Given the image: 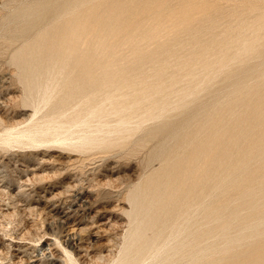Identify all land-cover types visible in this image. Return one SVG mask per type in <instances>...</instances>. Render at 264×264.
<instances>
[{
    "label": "rangeland",
    "instance_id": "1",
    "mask_svg": "<svg viewBox=\"0 0 264 264\" xmlns=\"http://www.w3.org/2000/svg\"><path fill=\"white\" fill-rule=\"evenodd\" d=\"M95 1L96 2H92L89 5H78L75 11L72 10L71 13L64 15L62 17L63 19L60 18L61 20L59 19L58 23L56 22L54 25L46 28L45 34L39 36L41 32L39 26L37 29L31 28L30 23L28 24V22L21 19L23 18L22 13H24L25 9L38 1L0 0V264H123L122 258L125 253L129 251L127 247H130V251L133 252V250L135 251L138 249L137 245L140 247L147 239H151V242L149 240L148 243V245L150 244V248H148V245V247L146 245L143 246L145 250H142L145 253L140 250L141 253L139 252L140 255L136 260L137 262L133 264H155V262L158 264H262L261 262L264 261V225L256 226L258 215L261 214H258L257 209L254 211L249 207V200L237 198L238 193L242 191L240 182L238 183L239 188L235 186V188H233L234 191L231 187L229 188V186H231L229 183L226 185L218 184L222 179V177L219 176H224L226 171L221 168H226L225 166L217 167L212 161L216 159L215 163L222 159L225 161L228 155L232 156L231 158H233V160H236V156L238 157L241 154L237 153L238 149L234 150L235 148L231 147L229 138L236 136L238 133L237 130L243 129L244 126L246 129L249 128L248 125L244 123H240L241 125L238 123L237 126L236 122H239L238 120L241 119L254 121L256 115L263 110L262 106L258 108L254 106L258 100L257 97L264 93V76L261 75V68H257V70H255L256 72L254 71L252 74L248 73L246 75L241 70L243 66L249 64L251 60L250 64L258 63L259 58H256L255 55L264 51V45L260 47L256 45L254 47L255 49H253L255 50L253 51V55H242L244 48L243 42L248 43L261 36V38H263L264 20L262 19H264V2L258 1L259 3H257V1L254 0H195L194 2L197 1L195 4L197 6L199 4V7H196L193 0L189 1L191 3H189L188 0H151L152 2L155 1L154 4H152L150 0V3L148 0H140L138 4L136 0H129L130 2L127 0H108L109 2L107 0H100V2H98L99 0ZM115 1H117V3ZM131 1L133 2L131 3ZM198 1L203 3L200 4ZM106 2L110 4L108 5ZM139 2H144L145 6L142 7L143 3H141V5ZM207 2L209 5L205 4ZM250 2L255 5L254 9ZM93 4L95 5L92 8ZM151 4L154 7L153 9L149 6ZM191 4H193V7ZM83 5L87 6L84 7ZM131 5L132 7H130ZM136 5H141L140 11L137 10L139 6L136 7ZM184 7H188V12ZM110 8L113 10L112 12ZM135 8L137 9L135 10ZM147 8L149 9L147 10ZM164 8L166 12H168V15L165 10H163ZM90 9H93V11L95 9V15L97 14L101 20L98 19L97 22L95 20L93 21L95 25L92 31H94L93 33L95 36L92 32L90 34L87 31L82 33L83 36L78 35L75 45V56H71L67 59L58 58L56 61L55 58H57L58 55H55L57 53L52 47V33L54 32V28L56 26L59 27L62 22H64L62 24H64V29H66L68 28V24L71 26V23L77 24L78 20L84 21L83 16L87 15ZM200 9H202L201 11L203 13ZM118 10L120 12H118ZM131 10H133V13H131ZM134 10L137 11L135 12L136 16ZM153 10L156 13L161 11V14L165 12L163 17L160 14L161 18L160 16H155L157 19L156 21L159 19L158 22L154 19L155 13ZM101 11H103L102 15L100 14ZM171 11L174 12L173 16L171 15ZM151 12H153L152 18L149 17L152 15ZM107 13L108 15H106ZM181 13H185L184 17ZM191 13L193 18L189 15ZM197 13L199 14L197 15ZM70 14L73 15L71 16ZM166 15L169 18L172 16L173 21H170L173 24L168 21V18L166 20L164 19L167 17ZM180 15H182V17ZM261 15L263 24L260 21ZM176 16L180 17L178 18ZM186 16L188 19H186ZM189 17L191 18V22L194 21V23L189 22ZM195 17L198 18V21ZM117 18L120 19V22ZM174 18L176 20H174ZM177 18L180 21L184 20V22L187 20L188 24L186 22L179 23ZM204 18H210V20L207 19V21ZM66 19H68V24ZM129 20L131 21L128 22ZM139 20H141V23H138ZM256 20L257 23L255 25L253 22H256ZM98 21H100V23ZM167 21L170 23L169 25ZM204 21L208 23L211 21L210 24L212 25H208ZM45 22L47 23V21ZM125 22L127 24H125ZM111 23H113V25H111ZM102 24L105 25V27H103ZM185 24L187 25L185 26ZM201 24H203V26ZM204 24L206 26H204ZM148 25L150 26L151 32L148 29ZM237 25L240 27H235ZM250 25L252 29H250ZM62 26L60 28H63ZM182 26H184V30ZM26 27H28L29 30H27ZM144 27H146V31ZM168 27L170 28L168 29ZM171 27L175 28L172 29ZM22 28H24V31ZM162 28L164 30H161ZM231 28H234L236 31ZM253 29L254 33L252 32ZM255 29L259 32V35H261L260 37L259 35L257 37L254 36L256 33L258 34L257 31L255 32ZM260 29L262 31H259ZM174 30L177 31L175 32ZM225 30L228 31V33L230 30V33H233L231 36H233L234 39L233 37L229 38L230 33L228 34ZM123 31H125V33ZM132 32L135 33L133 34ZM152 32L153 36L150 37ZM155 32L157 34H155ZM167 32H171L170 34L172 36ZM91 35L92 39H90ZM119 35L121 36L117 38ZM140 36H142V38ZM251 36L254 38L253 40L250 38ZM158 37L160 39H158ZM140 38L142 39L141 42ZM144 38L145 40H143ZM235 38L241 40L242 43L240 44L238 40L235 42ZM162 39H164V41H162ZM217 39L219 40L217 41ZM230 39H232L231 42ZM150 40L153 42H150ZM220 40H224V42L221 41L220 43ZM215 41H217V43ZM215 43L217 45H215ZM234 43H236L235 47L233 46ZM84 44L86 46H83ZM88 44H90V47H88ZM41 46L43 47L41 48ZM49 46H51V49ZM204 46L210 47L206 50V53L204 51ZM221 48L223 52H221ZM226 49H230L233 54L234 52L238 53L233 55ZM239 49L240 52L238 51ZM36 50L39 51L37 52ZM137 51L139 53H137ZM21 52L25 55L28 53L26 56H29V60L37 58L39 61V58L42 57L43 61L41 60V63L39 61L33 64H31L33 60L27 62L22 58L20 61L17 57L22 54ZM208 53L209 57H207ZM60 54L61 52H59V55ZM224 54H226L225 58H230L226 60L229 62L226 68L230 66V68L224 71L226 75L225 73H221L223 71L219 72L220 70H218L220 59L224 57ZM238 54H241V56H239V58H241V60L239 59L240 63L244 60L242 64L235 62L239 61L238 58L232 60V58ZM204 56L206 58L202 60ZM242 56H244L243 59ZM193 61L195 63H193ZM183 62H185V64ZM51 63H56L57 66L52 69L51 74H54V76L57 74L59 78L54 82L55 84L58 83V90L55 91L53 95L55 99L53 98L50 105H45L46 101L43 100V102L40 99L39 101L37 99L35 101L36 104H34L30 93H28L30 92V87L32 86V91H37L39 88L41 89L43 87L41 89L42 92L43 90V93L47 92L48 83L51 79L49 78L50 75L47 76L48 78L45 76L49 71L44 69V67ZM187 63L194 67H190ZM66 64L68 66H66ZM212 64H215V66ZM205 66H207V68ZM214 67H216L215 70H213ZM187 68L188 71H185ZM29 69H44L42 73L45 72V74L39 79H37V76L30 78L28 73ZM190 70L194 72L193 75L189 72ZM206 71L208 74L205 73ZM67 74H70L69 78L66 77ZM135 76L137 80L139 78L138 81L135 80ZM123 77L125 78L123 79ZM242 77L244 79H242ZM145 78L146 80L144 81L143 79ZM147 81L149 84L146 92L145 88L147 84H145V82L147 83ZM129 84L131 87L128 86ZM133 85H135V87ZM151 85L155 86L151 87ZM237 85H241V89L243 88L241 91L243 92L244 90L245 94L244 92L234 93L235 86ZM155 87L160 89H156ZM151 89L153 93L155 91L154 94L151 92ZM161 89L162 91H160ZM164 89L166 91L163 92ZM156 90H159V93ZM36 91L35 93L39 92ZM187 92H195L194 98L192 99V96H189L186 97V99L184 94ZM251 93H254V95ZM256 94L257 96H255ZM240 97L243 99H240ZM183 98L187 103L183 101ZM233 98H235V101H233ZM28 99L30 102H28ZM89 99L90 102L87 103ZM111 99L113 102L115 100L116 107L112 104ZM244 100H246V102L248 101V104L246 103L248 107L246 108L244 106L245 104H243ZM42 102L44 105L42 104L41 107L40 103ZM153 102L154 105H152ZM183 102L185 104L189 103L186 109H180L181 105H184ZM28 103L29 105H27ZM251 103H253V105ZM158 104L159 107L155 108ZM47 105L48 107H46ZM160 105L163 108L162 110ZM238 105L240 106L238 107ZM241 106L244 107L241 108ZM36 107L38 111L35 109ZM151 107L154 108V110ZM164 107H166L165 110ZM220 109H222L221 112L219 111ZM242 109L243 111L246 110V113L243 112ZM247 109L249 111L252 110V112H248ZM163 110L166 112H163ZM227 110L231 114L228 118L229 112H227ZM155 111H158V114ZM35 112L36 116L34 115ZM160 113L164 114H161L159 117ZM238 113L239 115H244H241L244 118H240L241 116H239ZM234 114L237 117L234 116ZM144 115H148V119H143ZM207 115L212 119V122H210L212 125L208 124L209 126L205 127L209 122L206 121L208 119ZM232 116H234L232 119L233 125L227 130L218 131L216 126H218L220 122H227ZM249 116L251 118H249ZM151 117L152 119H150ZM236 118L238 120H236ZM214 121L217 123L215 124ZM44 122H48V126L52 125L51 123H53V125L48 127L47 124H43ZM40 124L41 126L44 125L42 130L51 128V133H48L49 135L39 134L42 135V137L44 135V139L42 140H44L45 143H43L44 141H41V143H39V141H34L33 144L32 141H29L28 137H22L24 141L20 138L22 141L18 142L19 138L15 136L16 134L23 133L25 130L27 132V130H30L31 127L36 125H39L40 128ZM57 126L59 127L58 129ZM233 126H235L237 130ZM214 128L218 132L215 131ZM101 129H103V131H100ZM251 129H249L250 132L247 131L249 134V136H247L248 140H242L241 138L240 140H242L243 143L239 140L241 145H248L249 143L251 147L252 144H254L255 147L257 146L255 145V142H258L259 138V133L257 132H259L261 128ZM54 130L58 132L55 133ZM87 131L90 132L92 136ZM250 134H252V136H250ZM60 135H62V138ZM209 135H213L214 137H210ZM53 136L57 138L54 137V140L51 138ZM13 137L16 138V140L14 141L12 139L13 141L10 142L9 139ZM45 138H47L48 141L52 140L46 143ZM85 138L86 142L84 141ZM209 140L211 141L209 142ZM21 142L22 146L19 145ZM23 142L25 146L29 143V145L27 144L29 147L24 148ZM84 143L87 144L84 145ZM253 151L244 156L247 160V166H245L243 170H238L237 173L238 176L241 174L239 176L242 179L239 180L241 182L246 178L254 176L259 180L255 182L253 188H255V192L257 191L256 195H258V198H261L264 194V161H262L264 155L263 153L256 152L257 150ZM258 157L261 158L258 159ZM218 159L220 160L218 161ZM209 167H214L215 169L211 170L210 168L209 170ZM218 169H220V171H218ZM181 171L183 174H181ZM214 171L216 172L214 173ZM173 173L175 174L173 175ZM217 184L220 186L219 188H216V186H218ZM192 187L194 190L190 192L189 188ZM178 188L180 190H178ZM174 189L175 191H179L175 193L176 200L172 198L173 196L169 197L166 195L167 191L173 192ZM195 191L196 196H194V194L191 196ZM215 193L219 194L215 196ZM215 201L217 203L221 202V207L219 209L220 215L217 217V220L215 216L211 214L207 215L209 212L207 210H210ZM232 207L237 209L238 215H241V220H237V222L231 220L230 224L232 228L230 227L226 234L222 235L217 228L220 223L219 220L221 218L230 217L233 214L231 211ZM146 211L153 213L154 220H150L149 222L145 221L144 213ZM140 220L143 222L141 226H138ZM255 226L257 228H255ZM177 230H179V232ZM186 231H195L200 235L203 234L204 239L202 238L199 242L200 244L195 243L194 239L192 240V236L186 235ZM156 238H158V240L160 239L162 244L159 241L157 242ZM161 238H163V240ZM131 242H133L134 245L131 244ZM257 244L259 247L256 248ZM151 245L154 246L156 250H154ZM200 245H202V247ZM175 248L178 252H174ZM203 248L205 251H203L202 258H199V250ZM142 253L143 258H141ZM155 254H157V256Z\"/></svg>",
    "mask_w": 264,
    "mask_h": 264
},
{
    "label": "bare ground",
    "instance_id": "2",
    "mask_svg": "<svg viewBox=\"0 0 264 264\" xmlns=\"http://www.w3.org/2000/svg\"><path fill=\"white\" fill-rule=\"evenodd\" d=\"M36 1H38L37 3H35L34 5H31L30 7H28V8H26L25 9V11H24V13H22L23 14V18H21V19H23V20H25V22H28V24L30 23L31 24V28H34V29H37V27L39 26V28H40V33H39V36L41 35V34H45V31L47 30L46 28H48L49 26H52V25H54V23H58V20L60 19V18H62L64 15H67L68 13H71V11L72 10H76L75 8L78 6V5H81L82 6V4H90V3H92V2H96L95 0L93 1V0H36ZM108 1V0H107ZM120 1V0H119ZM127 1H129V0H127ZM137 2V4H138V1H140V0H136ZM143 1V0H142ZM149 1V0H148ZM148 1H147V3H148ZM151 1V0H150ZM150 1H149V3H150ZM153 1V0H152ZM151 1V2H152ZM190 0H188V2H189ZM195 0H193V3L195 4V3H197V1L196 2H194ZM200 1V0H199ZM198 1V2H199ZM204 1V0H203ZM206 1V0H205ZM211 1V0H210ZM247 1V0H246ZM251 1V0H250ZM254 1H257V3H259L258 1H263L264 2V0H254ZM98 2H100V0L98 1ZM109 2V1H108ZM116 3H117V1H115ZM123 2V1H122ZM125 2V1H124ZM130 2V1H129ZM133 1H131V3H132ZM159 2V1H158ZM176 2V1H175ZM180 2V1H179ZM218 2V1H217ZM102 3V2H101ZM100 3V4H101ZM107 3V2H106ZM140 4L141 3H143V5H142V7L143 6H145L144 5V2H139ZM146 3V4H147ZM148 3V4H149ZM155 3V1L154 2H152V4H154ZM157 3V2H156ZM168 3V2H167ZM189 3H191V2H189ZM200 3V2H199ZM201 3H203V2H201ZM200 3V4H201ZM251 4H252V6H253V9H254V6L255 5H253V3L252 2H250ZM108 4V3H107ZM110 4V3H109ZM108 4V5H109ZM119 4V3H118ZM147 4V5H148ZM152 4L151 5H149V6H151L152 7V9L154 8L153 6H152ZM160 4V3H159ZM173 4V3H172ZM181 4V3H180ZM187 4V3H186ZM205 4H208V2L207 3H205ZM255 4V3H254ZM262 4V3H261ZM94 5L95 4H93V6H92V8L94 7ZM111 5H113V4H111ZM141 5L139 6V5H136V7L137 6H139L138 8L139 9H137V8H135V10L137 9L138 11H140V7H141ZM146 5V6H147ZM157 5V4H156ZM193 4H191V6H192ZM196 5V4H195ZM209 5V4H208ZM247 5V4H246ZM249 5V4H248ZM84 7H86L85 5H83ZM104 6V5H103ZM115 6V5H114ZM162 6V5H161ZM183 6H185V5H183ZM202 6V5H201ZM84 7H82V8H84ZM108 7V6H107ZM113 7V6H112ZM116 7V6H115ZM124 7V6H123ZM129 7V6H128ZM130 7H132V5L130 6ZM134 7V6H133ZM157 7H158V5H157ZM163 7V6H162ZM188 7L190 8V6H189V4H188ZM187 7V8H188ZM193 7V6H192ZM196 7H199V4H198V6L196 5ZM208 7V6H207ZM263 7V6H262ZM80 8V7H79ZM79 8H77V9H79ZM88 8V7H87ZM86 8V9H87ZM96 8V7H95ZM150 8V7H149ZM149 8H147V10L149 9ZM155 8H156V6H155ZM185 8V10L188 12V9L186 8V7H184ZM201 8V7H200ZM203 8V7H202ZM81 9V8H80ZM97 9V8H96ZM125 9V8H124ZM144 9H146V8H144ZM151 9V10H152ZM166 9H168V8H166ZM172 10H174V11H176L175 9H173V8H171ZM197 9V8H196ZM205 9V8H204ZM209 9V8H208ZM83 10V9H82ZM81 10V11H82ZM101 10V9H100ZM105 10V9H104ZM110 10H111V12L113 11L111 8H110ZM134 10V14H135V12H137V11H135ZM143 10V9H142ZM150 10V11H151ZM154 10H156V9H154ZM154 10H153V12H154ZM163 10H165V8L163 9ZM163 10H162V12H163ZM168 10H170V9H168ZM178 10H179V8H178ZM199 10V9H198ZM202 9H200V11H201ZM218 10V9H217ZM73 11V12H74ZM96 10L94 9V11H93V9H90V10H88V13H87V15H84L83 16V20L84 21H79L78 20V23L76 24V23H71V21H70V23H71V26H69V24H68V19H66V21H67V24H68V28H66V29H64V24H62V23H64V22H62L61 24L63 25H61L63 28H60L61 26L59 25V27L58 26H56L55 28H54V32L52 33V42H53V48L55 49V52L57 53V54H55L56 56H57V58H55L56 59V61L58 60V58L60 59H67V58H69V57H71V56H75V54L74 53H76V48H75V45H76V39H77V36L78 35H82V33L83 32H89L90 34H91V32H92V34L95 36V34L93 33L94 31H92L93 29H94V20L97 22V20L99 19V16L97 15H95V12ZM106 11V10H105ZM108 11V10H107ZM125 11H127V10H125ZM132 12L131 13H133V10H131ZM144 11V10H143ZM149 11V12H150ZM200 11H199V13H200ZM219 11V10H218ZM77 12V11H76ZM84 12V11H83ZM82 12V13H83ZM98 12V11H97ZM96 12V13H97ZM103 11H101V15L103 14L102 13ZM110 12V13H111ZM115 12V11H114ZM118 12H120L119 10H118ZM117 12V13H118ZM153 12H151V14L153 13ZM161 12V11H160ZM156 13V12H154L155 14H154V19H155V21L157 20L156 18H155V16H160V14L161 13ZM165 12H166V10H165ZM165 12H164V14H165ZM172 12V11H171ZM182 12V11H181ZM202 12V11H201ZM206 12V11H205ZM211 12V11H210ZM21 13V12H20ZM131 13H129V14H131ZM167 13V15H168V12H166ZM173 13L174 12H172V16H173ZM177 13V12H176ZM180 13V12H179ZM199 13H197V15L199 14ZM203 13V12H202ZM202 13H201V15H202ZM75 14V13H74ZM78 14V13H77ZM124 14V13H123ZM126 14V13H125ZM138 14V13H137ZM159 14V15H158ZM164 14H161L162 15V17H163V15ZM182 15H183V17H184V14L183 13H181ZM212 14V13H211ZM71 15V14H70ZM69 15V16H70ZM73 15V14H72ZM71 15V16H72ZM80 15V14H79ZM100 15V16H101ZM106 15H108V13L106 14ZM115 15H116V13H115ZM128 15V14H127ZM126 15V16H127ZM140 15H141V13H140ZM143 15H145V14H143ZM142 15V16H143ZM166 15V16H167ZM170 15V14H169ZM178 15V14H177ZM182 15H180L181 17H182ZM186 15H187V13H186ZM189 15H191V17L193 18V16H192V13L191 14H189ZM195 15V14H194ZM204 15H205V13H204ZM208 15V14H207ZM21 16V15H20ZM81 16V15H80ZM104 16V15H103ZM111 16H113V15H111ZM135 16H136V14H135ZM153 17V14L152 15H150L149 17ZM172 16H171V18H169L168 16L167 17H165L164 19L166 20L167 18L169 19L168 21H170V20H172L173 21V19H172ZM180 16H176V17H180ZM200 16V15H199ZM211 16V15H210ZM264 16V15H263ZM118 17H120V16H118ZM130 17H132V16H130ZM139 17V16H138ZM137 17V18H138ZM145 17V16H144ZM144 17H142V18H144ZM148 17V16H147ZM146 17V18H147ZM151 17V18H152ZM175 17V18H176ZM204 17V16H203ZM205 17H206V15H205ZM66 18V17H65ZM64 18V19H65ZM70 18V17H69ZM80 18V17H79ZM78 18V19H79ZM106 18H107V16H106ZM128 18V17H127ZM133 18V17H132ZM135 18V17H134ZM136 18V19H137ZM145 18V19H146ZM160 18H161V16H160ZM174 18V20H176ZM177 18V20H179ZM190 18V17H189ZM195 18H197V17H195ZM63 19V18H62ZM74 19V18H73ZM72 19V20H73ZM77 19V18H76ZM102 19V18H101ZM117 19H119V18H117ZM135 19V20H136ZM163 19V18H162ZM162 19H160V20H162ZM182 19V18H181ZM186 19H188L187 18V16H186ZM205 19V18H204ZM208 20H210V18H207ZM207 19H205V20H207ZM258 19H259V17H258ZM261 19H262V15H261V18H260V21H261ZM16 20V19H15ZM22 20V21H23ZM61 20V19H60ZM100 20V19H99ZM102 20H104V19H102ZM106 20V19H105ZM122 20V19H121ZM126 20V19H125ZM142 20H144V19H142ZM195 20V19H194ZM197 21H198V18L196 19ZM195 20V21H196ZM200 20V19H199ZM207 20V21H208ZM262 20H264V19H262ZM45 21H47V23L45 22ZM101 21V20H100ZM100 21H98L99 23H100ZM117 21V20H116ZM131 20H129L128 22H130ZM140 21V22H139ZM138 21V23H141V20H139ZM158 21H159V19H158ZM158 21H156V22H158ZM168 21H167V24L169 25L170 23H171V21H170V23H168ZM201 21H203V20H201ZM207 21H204L205 23H207L208 25L211 23V21L208 23ZM255 21V20H254ZM259 21V20H258ZM260 21H259V23H260ZM11 22H13V21H11ZM24 22V23H25ZM73 22H75V21H73ZM102 22H104V21H102ZM119 22H120V19H119ZM122 22V21H121ZM127 22V21H126ZM125 22V24H127ZM148 22H149V19H148ZM151 22V21H150ZM155 22V23H156ZM180 22H184V20L183 21H180L179 20V23ZM186 23L188 22L187 20L185 21ZM184 22V23H185ZM189 22H191V18H190V20H189ZM193 23H194V21H192ZM191 22V23H192ZM203 22V23H204ZM213 22V21H212ZM214 22H215V20H214ZM262 22V21H261ZM45 23V24H44ZM117 23V22H116ZM131 23H133V22H131ZM130 23V24H131ZM154 23V22H153ZM152 23V24H153ZM166 23V22H165ZM175 23V22H174ZM200 23V22H199ZM255 25H256V23H257V20H256V22H253ZM12 24V23H11ZM143 24V23H142ZM141 24V25H142ZM149 24V23H148ZM151 24V23H150ZM161 24H162V21H161ZM171 24H173V23H171ZM176 24H177V21H176ZM188 24V23H187ZM187 24H185V26L187 25ZM190 24V23H189ZM241 24H244V23H241ZM261 24V23H260ZM262 24H263V22H262ZM261 24V25H262ZM27 25V24H26ZM57 25V24H56ZM100 25V24H99ZM103 25V24H102ZM101 25V26H102ZM110 25V24H109ZM111 25H113V23H111ZM111 25H110V27H111ZM156 25H157V23H156ZM179 25V24H178ZM181 25V24H180ZM192 25V24H191ZM200 25V24H199ZM202 26H203V24H201ZM207 25V26H208ZM210 25H212V24H210ZM240 25V24H239ZM239 25H237V26H235V27H238ZM254 25V26H255ZM24 26V25H23ZM30 26V25H29ZM132 26H134V25H132ZM140 26V25H139ZM139 26H138V28H139ZM149 26V25H148ZM154 26H155V24H154ZM158 26H159V24H158ZM157 26V27H158ZM167 26V25H166ZM188 26H190V25H188ZM188 26H187V28H188ZM204 26H206L205 24H204ZM253 26V27H254ZM103 27H105V25H103ZM108 27V26H107ZM114 27V26H113ZM130 27V26H129ZM136 27V26H135ZM152 27V26H151ZM157 27H155V28H157ZM160 27H161V25H160ZM183 27L184 26H182V29H183ZM240 27V26H239ZM244 27V26H243ZM249 27V26H248ZM250 29H252V26L250 25ZM12 28H13V25H12ZM27 28V30H29V28L28 27H26ZM38 28V29H39ZM98 28H99V26H98ZM112 28V27H111ZM118 28H120V27H118ZM146 27H144V29H145ZM148 28V27H147ZM154 28V29H155ZM165 28V27H164ZM170 27H168V29H169ZM172 28V27H171ZM175 27H173L172 29H174ZM179 28V27H178ZM178 28H177V30H178ZM181 28V27H180ZM196 28V27H195ZM199 28V27H198ZM198 28H197V31H198ZM264 28V27H263ZM62 29V30H61ZM95 29H96V27H95ZM122 29L124 30V28L122 27ZM129 29V28H128ZM143 29V28H142ZM149 30H150V26H149V28H148ZM151 29H153V28H151ZM157 29H159V28H157ZM181 29V30H182ZM229 29V28H228ZM232 29V28H231ZM234 29V28H233ZM232 29V30H233ZM238 29V28H237ZM256 29H257V27H256ZM255 29V32L257 31ZM22 30L24 31V28H22ZM26 30V29H25ZM26 30V31H27ZM49 30V29H48ZM98 30V29H97ZM106 30V29H105ZM125 30H127V29H125ZM130 30V29H129ZM133 30H136V29H133ZM160 30V29H159ZM159 30H158V32H159ZM161 30H164L163 28L161 29ZM176 30V31H177ZM180 30V29H179ZM184 30V29H183ZM188 30V29H187ZM191 30V29H190ZM189 30V31H190ZM235 30V29H234ZM241 30V29H240ZM244 30V29H243ZM113 31V30H112ZM116 31V30H115ZM132 31V30H131ZM137 31V30H136ZM144 31V30H143ZM145 31H146V29H145ZM145 31H144V33H145ZM155 31V30H154ZM167 31V30H166ZM166 31H165V33H166ZM175 31V30H174ZM175 31V32H176ZM188 31V32H189ZM226 31V30H225ZM236 31V30H235ZM249 31V30H248ZM251 31V30H250ZM259 31H262L261 29L259 30ZM50 32V31H49ZM96 32V31H95ZM104 32V31H103ZM109 32V31H108ZM124 33H125V31H123ZM150 32H151V30H150ZM162 32V31H161ZM164 32V31H163ZM180 32V31H179ZM187 32V31H186ZM196 32V31H195ZM227 33H228V31H226ZM225 32V33H226ZM231 32H233V31H231ZM253 33H254V29H253V31H252ZM258 32V31H257ZM133 33V32H132ZM135 33V32H134ZM133 33V34H134ZM164 33V34H165ZM168 34H170L171 32H167ZM196 33H198V32H196ZM229 33H230V30H229ZM228 33V34H229ZM101 34H103V33H101ZM104 34H105V32H104ZM121 34V33H120ZM128 34V33H127ZM146 34V33H145ZM155 34H157L156 32H155ZM164 34H162V35H164ZM233 34V33H232ZM231 33H230V35H229V38H231V37H233V36H231L232 35ZM239 34V33H238ZM85 35V34H84ZM139 35V34H138ZM144 35V34H143ZM171 35V34H170ZM225 35V34H224ZM224 35H223V37H224ZM227 35V34H226ZM259 35V32H258V34L256 33V35H254V36H258ZM83 36V35H82ZM82 36H81V38H82ZM98 36H99V34H98ZM103 36V35H102ZM121 35H119V36H117V38L118 37H120ZM137 36V35H136ZM135 36V37H136ZM145 36V35H144ZM151 36H153V32H152V35H150V37ZM165 36H167V35H165ZM172 36V35H171ZM261 35H259V37H260ZM44 37V36H43ZM49 37V36H48ZM50 37H51V35H50ZM114 37V36H113ZM127 37V36H126ZM141 38H142V36H140ZM175 37V36H174ZM223 37H220V38H223ZM227 37H228V35H227ZM237 37V36H236ZM249 37V36H248ZM262 37V36H261ZM258 38L257 37V39H254V38H252V36L250 37V38H252V40L253 41H250V42H248V43H246V42H243L244 44H243V46H244V48H243V53H242V55L244 54L245 56L246 55H248V56H250V55H253V51H255V50H253V49H255L254 47L256 46V45H259V47L260 46H263L264 45V35H263V38ZM40 38V37H39ZM94 38V37H93ZM100 38V37H99ZM105 38V37H104ZM107 38V37H106ZM116 38V37H115ZM140 38V39H141ZM146 38V37H145ZM145 38L143 39V40H145ZM148 38H149V36H148ZM161 38H164V37H161ZM243 38V37H242ZM249 38V39H250ZM47 39V38H46ZM90 39H92V35H91V38ZM119 39H121V38H119ZM124 39V38H123ZM158 39H160L159 37H158ZM157 39V40H158ZM165 39V38H164ZM164 39H162V41H164ZM167 39V38H166ZM170 39V38H169ZM224 39H225V37H224ZM233 39H234V37H233ZM236 39V41L235 42H237V38H235ZM248 39V40H249ZM81 40V39H80ZM100 40V39H99ZM128 40V39H127ZM138 40V39H137ZM154 40V39H153ZM156 40V41H157ZM168 40V39H167ZM167 40H165V41H167ZM219 39H217V41H218ZM226 40V39H225ZM231 40L232 39H230V42H231ZM47 41V40H46ZM79 41V40H78ZM94 41H95V39H94ZM97 41V40H96ZM101 41V40H100ZM113 41H114V38H113ZM122 41V40H121ZM142 41V39L140 40V42ZM147 41V40H146ZM148 41H149V39H148ZM169 41V40H168ZM217 41H215L216 43H217ZM221 41H223L224 42V40H220V43H221ZM49 42V41H48ZM86 42V41H85ZM99 42V41H98ZM126 42V41H125ZM135 42V41H134ZM150 42H153L152 40H150ZM212 42V41H211ZM213 42H214V40H213ZM213 42H212V44H213ZM229 42V41H228ZM238 42H240V44L242 43L241 42V40H238ZM35 43V42H34ZM50 43V42H49ZM88 43V42H87ZM86 43V44H87ZM90 43H91V41H90ZM108 43V42H107ZM116 43V42H115ZM119 43V42H118ZM215 43V45H217ZM227 43V42H226ZM37 44V43H36ZM42 44V43H41ZM93 44H95V43H93ZM123 44V43H122ZM137 44V43H136ZM139 44V43H138ZM146 44V43H145ZM223 44H225V43H223ZM228 44V43H227ZM236 43H234L233 44V46L235 47L236 45H235ZM238 44V43H237ZM44 45H45V43H44ZM116 45V44H115ZM129 45V44H128ZM148 45V44H147ZM151 45V44H150ZM214 45V44H213ZM213 45H211V46H213ZM230 45V44H229ZM229 45H227V46H229ZM81 46H82V44H81ZM83 46H86L85 44L83 45ZM106 46V45H105ZM114 46V45H113ZM122 46V45H121ZM142 46V45H141ZM209 46V45H208ZM206 47V46H204V48H205V53H206V50H208L210 47ZM40 47V46H39ZM43 46H41V48H42ZM50 47V49H51V46H49ZM88 47H90V44H88ZM97 47V46H96ZM104 47V46H103ZM214 47V46H213ZM213 47H212V49H213ZM222 47H223V45H222ZM225 47V46H224ZM230 47V46H229ZM228 47V48H229ZM232 47V46H231ZM241 47H242V45H241ZM241 47H240V49H241ZM38 48V47H37ZM109 48V47H108ZM135 48V47H134ZM141 48V47H140ZM203 48V49H204ZM233 48V47H232ZM36 49V48H35ZM44 49V48H43ZM53 49V50H54ZM96 49V48H95ZM225 49V48H224ZM240 49L238 50L239 52H240ZM258 49V48H257ZM264 49V48H263ZM25 50V49H24ZM33 50V49H32ZM53 50H52V52H53ZM83 50H84V47H83ZM89 50V49H88ZM100 50V49H99ZM214 50V49H213ZM220 50H222L221 52H223V49L221 48ZM226 50H228V49H226ZM27 51V50H26ZM35 51V50H34ZM37 51V50H36ZM39 51V50H38ZM37 51V52H38ZM106 51V50H105ZM133 51V50H132ZM140 51V50H139ZM212 51V50H211ZM217 51V50H216ZM228 51H230V49L228 50ZM227 51V52H228ZM22 52H23V50H22ZM21 52V53H22ZM59 52H61V54L59 55ZM82 52V51H81ZM86 53H88L87 51H85ZM91 52V51H90ZM202 52V51H201ZM220 52V53H221ZM224 52H225V50H224ZM231 52V51H230ZM229 52V53H230ZM34 53V52H33ZM98 53V52H97ZM137 53H139L138 51H137ZM144 53V52H143ZM205 53H202V54H205ZM232 53V52H231ZM238 53V52H237ZM237 53H235L234 52V54H237ZM256 53V52H255ZM259 53V52H258ZM19 54V53H18ZM30 54V53H29ZM41 54V53H40ZM84 54V53H83ZM142 54V53H141ZM233 54V53H232ZM233 54V55H234ZM26 55H28V53L26 54ZM24 53H22L21 55H17L18 57H17V59L19 58V60L21 61V59L22 58H24L25 59V61H27V62H31V60H33V59H31V60H29V56H26ZM53 55V54H52ZM135 55V54H134ZM226 54H224V57H222L220 60V63H219V69L218 70H220L219 72H221V71H223V72H221V73H225L224 71L225 70H227V68H230V66L229 67H227L226 68V66H228V64H229V62H227L226 60H229L230 58H225L226 56H225ZM227 55H228V53H227ZM230 55V54H229ZM255 55V54H254ZM34 56H36V55H34ZM33 56V57H34ZM39 56H41V55H39ZM82 56V55H81ZM102 56V55H101ZM222 56V55H221ZM231 56V55H230ZM230 56H227V57H230ZM239 56H241V54H238L237 56L235 55L234 56V58H232V60H234L235 58H238V60L240 59L241 60V58H239ZM256 56V58H259V61H258V63H254V64H250V62L252 61H250L249 62V64H246V65H244L243 66V68H242V70L241 71H243V73L246 75V74H248V73H251L252 74V72H254L255 70H257V68H261V75L262 76H264V51H262V52H260L258 55H255ZM254 56V57H255ZM31 57H32V55H31ZM55 57V56H54ZM142 57V56H141ZM201 57H202V55H201ZM207 57H209V53H208V56ZM254 57H252V58H254ZM35 58V57H34ZM73 58V57H72ZM79 58V57H78ZM104 58V57H103ZM206 57L204 56V58H202V60L203 59H205ZM244 58V56H242V59ZM245 58H247V57H245ZM251 58V57H250ZM51 59V58H50ZM53 59V58H52ZM71 59V58H70ZM83 59H84V57H83ZM85 59H86V55H85ZM84 59V60H85ZM208 59V58H207ZM41 60L43 61V58L42 57H40L39 58V61H40V63H41ZM72 60V59H71ZM80 60V59H79ZM100 60V59H99ZM197 60H199V59H197ZM240 60L239 61H235V62H237V63H240ZM24 61V60H23ZM38 61V59L36 58V59H34L32 62H31V64H33V63H38L39 62ZM66 61V60H65ZM103 61V60H102ZM140 61V60H139ZM201 61V60H200ZM199 61V62H200ZM244 61V60H243ZM243 61H241V63L240 64H242L243 63ZM47 62V61H46ZM54 62V61H53ZM59 62V61H58ZM73 62V61H72ZM82 62V61H81ZM164 62V61H163ZM186 62V61H185ZM185 62H183L184 64H185ZM191 62V61H190ZM201 62H203V61H201ZM200 62V63H201ZM207 62V61H206ZM20 63V62H19ZM44 63V62H43ZM70 63V62H69ZM74 63V62H73ZM124 63V62H123ZM183 63H182V65H183ZM189 63V62H188ZM187 63V64H188ZM193 63H195L194 61H193ZM204 63H205V61H204ZM203 63V64H204ZM79 64V63H78ZM94 64V63H93ZM125 64V63H124ZM172 64V63H171ZM189 64H192V63H189ZM188 64V65H189ZM196 64H197V62H196ZM216 64V63H215ZM215 64L213 65V66H215ZM234 64V63H233ZM20 65V64H19ZM44 65H45V63H44ZM205 65V64H204ZM39 66H40V64H39ZM43 66V65H42ZM66 66H68L67 64H66ZM76 66V65H75ZM101 66V65H100ZM184 66V65H183ZM190 66V65H189ZM191 66H193V65H191ZM190 66V67H191ZM231 66H232V64H231ZM32 67V66H31ZM55 67H57L56 66V63H54V64H50V65H47V66H45L44 67V69H46V70H48L49 71V73H47L45 76L47 77V76H49V78L51 79L50 80V82L48 83V90H47V92H45V93H43L44 92V90H43V92H42V88L40 89V91H39V89L36 91V92H38V93H35V91H32V86L30 87V92H28V93H30V96H31V98H32V101H34V104H36V100L38 99V101H39V99L40 100H44V101H46L45 102V105L46 104H49L50 105V102L53 100V98H54V92L55 91H57L58 90V83H54L57 79H59L58 78V75L57 74H55V76H54V74H51V72H52V69L53 68H55ZM85 67V66H84ZM113 67V66H112ZM188 67V66H187ZM194 67V66H193ZM206 68H207V66H205ZM209 67V66H208ZM217 67V66H216ZM216 67H214V69L213 70H215V68ZM65 68V67H64ZM69 68V67H68ZM67 68V69H68ZM117 68V67H116ZM184 68V67H183ZM203 68H204V66H203ZM210 68V67H209ZM44 69H29V71H28V73H29V77L30 78H34V76H37V79H39V78H41L42 77V75H44L45 74V72H43L42 73V70H44ZM110 69V68H109ZM190 69V68H189ZM205 69V68H204ZM55 70V69H54ZM58 70V69H57ZM160 70V69H159ZM158 70V71H159ZM182 70H184V69H182ZM188 71V68L187 69H185V71ZM192 70V69H191ZM189 71V72H191L192 73V75L194 74V72H192V71ZM229 70V69H228ZM260 70V69H259ZM65 71V70H64ZM156 71H157V69H156ZM205 71V70H204ZM203 71V72H204ZM208 71V70H207ZM207 71L205 72V73H207ZM72 72V71H71ZM88 72V71H87ZM105 72V71H104ZM161 72V71H160ZM210 72H214V71H210ZM218 72V71H217ZM228 72V71H227ZM256 72V71H255ZM75 73V72H74ZM153 73V72H152ZM152 73H150V74H152ZM188 73V72H187ZM205 73H204V75H205ZM220 73V74H221ZM260 73V72H259ZM66 74V73H65ZM108 74V73H107ZM140 74V73H139ZM156 74V73H155ZM158 74V73H157ZM188 74H190V73H188ZM208 74V73H207ZM214 74H216V73H214ZM254 74V73H253ZM159 75H161V74H159ZM186 75V74H185ZM211 75V74H210ZM225 75H226V73H225ZM230 75V74H229ZM236 75V74H235ZM69 76H70V74H67L66 75V77L67 78H69ZM138 76H140V75H138ZM145 76V75H144ZM148 76H149V74H148ZM157 76V75H156ZM155 76V77H156ZM188 76V75H187ZM191 76V75H190ZM242 76V75H241ZM114 77V76H113ZM117 77V76H116ZM143 77V76H142ZM142 77H141V80H142ZM189 77V76H188ZM192 77V76H191ZM205 77V76H204ZM213 77V76H212ZM229 77V76H228ZM48 78V77H47ZM62 78V77H61ZM125 77H123V79H124ZM150 78H151V76H150ZM247 78V77H246ZM46 79V78H45ZM53 79V80H52ZM63 79V78H62ZM74 79V78H73ZM133 79V78H132ZM149 79V78H148ZM242 79H244L243 77H242ZM262 79V78H261ZM69 80V79H68ZM74 80H76V79H74ZM128 80V79H127ZM135 80H137L136 79V76H135ZM138 80H139V78H138ZM137 80V81H138ZM144 81L146 80V78L145 79H143ZM49 81V80H48ZM240 81V80H239ZM33 82V81H32ZM60 82V81H59ZM65 82V81H64ZM109 82V81H108ZM139 82H141V81H139ZM39 83V82H38ZM42 83V82H41ZM47 83V82H46ZM45 83V84H46ZM54 83V84H53ZM61 83V82H60ZM74 83V82H73ZM142 83V82H141ZM144 83V82H143ZM29 84V83H28ZM63 84V83H62ZM116 84V83H115ZM132 84H134V83H132ZM145 84H147L146 85V88H145V90L147 89V86H148V81H147V83L145 82ZM32 85V84H31ZM36 85V84H35ZM34 85V86H35ZM39 85H40V83H39ZM127 85V84H126ZM165 85V84H164ZM163 85V86H164ZM242 85V84H241ZM241 85H237V86H235L236 88H235V94H236V92L238 93V92H241V93H243L244 92V90H243V92L241 91L242 89H241ZM61 86V85H60ZM100 86V85H99ZM128 86H130V84L128 85ZM134 87H135V85H133ZM144 86V85H143ZM143 86H142V88H143ZM153 86H155V85H151V87H153ZM157 86V85H156ZM167 86V85H166ZM107 87V86H106ZM131 87V86H130ZM206 87V86H205ZM36 88V87H35ZM100 88V87H99ZM111 88V87H110ZM125 88H127V87H125ZM156 88V87H155ZM158 88V87H157ZM156 88V89H157ZM171 88H172V86H171ZM114 89H115V87H114ZM120 89V88H119ZM118 89V90H119ZM129 89V88H128ZM136 89V88H135ZM158 89H160V88H158ZM204 89V88H203ZM249 89V88H248ZM143 90V89H142ZM64 91V90H63ZM62 91V92H63ZM98 91V90H97ZM97 91H95V92H97ZM100 91V90H99ZM117 91V90H116ZM136 91V90H135ZM157 91V90H156ZM160 91H162V89L160 90ZM164 91H166L165 89L163 90V92ZM194 91V90H193ZM138 92V91H137ZM146 92H147V90H146ZM150 92V91H149ZM148 92V93H149ZM151 92L153 93V91H152V89H151ZM158 93H159V90L157 91ZM196 92V91H195ZM195 92H187L186 94H184L185 95V98L186 97H189V96H192L191 98L193 99L194 97V94H195ZM250 92H253V91H250ZM27 93V94H28ZM57 93V92H56ZM143 93H145V92H143ZM154 93H155V91H154ZM153 93V94H154ZM198 93V92H197ZM196 93V94H197ZM263 93V92H262ZM33 94H36V95H33ZM122 94H124V93H122ZM121 94V95H122ZM152 94V95H153ZM240 94V93H239ZM238 94V95H239ZM244 94H245V92H244ZM252 94V93H251ZM259 94V93H258ZM59 95V94H58ZM86 95V94H85ZM89 95V94H88ZM147 95V94H146ZM156 95V94H155ZM184 95H183V97H184ZM249 95V94H248ZM252 95H254V93L252 94ZM28 96V95H27ZM29 96V97H30ZM60 96V95H59ZM62 96V95H61ZM130 96V95H129ZM137 96V95H136ZM237 96V95H236ZM245 96V95H244ZM243 96V97H244ZM255 96H257V94L255 95ZM107 97V96H106ZM115 97V96H114ZM122 97V96H121ZM125 97H126V95H125ZM134 97V96H133ZM46 98V99H45ZM93 98V97H92ZM138 98V97H137ZM150 98V97H149ZM152 98V97H151ZM246 98V97H245ZM253 98H254V96H253ZM258 98V100L256 101V104L254 105V106H256V108H258V107H260V106H262L263 107V110H261V113H259V114H257L256 115V117L254 118V121H249V120H238L237 118H236V120H238L239 122H236V120H235V122L237 123V126H238V123L240 124V123H244L245 125H248V129H246V127L244 126V128L243 129H239V131L235 128V126H233L236 130H237V135L236 136H233V137H230L229 138V144L231 145V147H233V148H235L234 150H236V149H238L237 150V153H239V154H241L240 156H236V160H233V158H231L232 156H230V155H228L227 157V159H225V161L222 159V160H220V159H218V161L219 162H216L215 163V161L217 160H215V161H212L214 164H215V166H225V168L226 169H224V167H219V168H221V169H223V170H226L225 171V175L223 176H219L218 174V176L219 177H222V179L219 181V185H226L227 183H229V185H231V186H229V188L231 187L232 188V190H233V188H235V186L236 187H238L239 188V182H240V184H241V190L242 191H240L239 193H238V196H237V198H243V199H246V200H249L248 201V204H250L249 205V207L251 208V209H253L254 211L257 209V212H258V214H261V215H263V216H261V215H258L259 217L257 218L258 219V222H257V224H256V226L258 227V226H263L264 225V194H263V196L261 197V198H258V195H256V193H257V191L255 192V188H253V186H254V184H255V182H257V178L254 176V177H249L248 175H246L247 177H249V178H246L245 180H243L242 182L241 181H239V180H242L239 176L241 175V174H239V176H238V173H237V171L238 170H243V168L245 167V166H247V163H246V159H245V157L244 156H246V154H248L249 152H251V151H253L254 149L255 150H257L256 152H260V153H263V155H264V93L263 94H260V96L259 97H257ZM55 99V98H54ZM87 99V98H86ZM91 99V98H90ZM90 99L87 101V103H89L90 102ZM95 99V98H94ZM93 99V100H94ZM115 99V98H114ZM187 99V98H186ZM185 99V100H186ZM234 100L233 101H235V98H233ZM240 99H243V98H241L240 97ZM250 99V98H249ZM57 100V99H56ZM109 100V99H108ZM112 100V99H111ZM110 100V101H111ZM122 100V99H121ZM130 100V99H129ZM134 100V99H133ZM137 100V99H136ZM238 100H239V98H238ZM247 100V99H246ZM246 100H244L243 101V104H245L244 106H245V108L246 107H248V105L246 106V103L248 102H246ZM43 101V102H44ZM120 101V100H119ZM123 101V100H122ZM132 101V100H131ZM138 101V100H137ZM183 101H184V98H183ZM232 101V102H233ZM28 102H30L29 101V99H28ZM43 102L42 103H40L41 104V107H42V104H43ZM92 102V101H91ZM114 102H115V100H114ZM113 102V100H112V104H114L115 105V107L117 106L116 105V102L114 103ZM127 102V101H126ZM133 102V101H132ZM185 102V101H184ZM183 102V103H184ZM242 102V101H241ZM253 102V101H252ZM93 103V102H92ZM125 103V102H124ZM152 103V102H151ZM156 103H157V101H156ZM158 103H160V102H158ZM165 103V102H164ZM166 103H167V101H166ZM185 103H187V101L185 102ZM184 103V105H181V107H180V109H186L188 106V104H185ZM192 103V102H191ZM240 103V102H239ZM168 104H170V103H168ZM236 104V103H235ZM242 104V103H241ZM242 104V105H243ZM248 104V103H247ZM252 105H253V103H251ZM27 105H29V103L27 104ZM31 105V104H30ZM44 105V104H43ZM73 105V104H72ZM113 105V106H114ZM152 105H154V102H153V104ZM33 106V105H32ZM74 106V105H73ZM121 106V105H120ZM122 106H124V105H122ZM125 106H126V104H125ZM124 106V107H125ZM133 106V105H132ZM136 106H137V104H136ZM150 106V105H149ZM161 106V105H160ZM170 106V105H169ZM169 106H168V108H169ZM179 106H180V104H179ZM179 106H178V108H179ZM187 106V107H186ZM240 105H238V107H239ZM243 106V107H244ZM37 107H38V105H37ZM37 107L35 108L36 110H37ZM45 107V106H44ZM43 107V108H44ZM46 107H48V105L46 106ZM45 107V108H46ZM55 107V106H54ZM118 107H119V104H118ZM135 107V106H134ZM139 107V106H138ZM138 107H136V108H138ZM156 107H159V104H158V106H155V108ZM220 107V106H219ZM242 106H241V108H243ZM88 108V107H87ZM96 108H98V107H96ZM100 108V107H99ZM128 108V107H127ZM152 108V107H151ZM161 108V110L163 109L162 108V106L160 107ZM165 108L166 107H164V110H165ZM194 108V107H193ZM222 108V107H221ZM235 108H236V105H235ZM234 108V109H235ZM129 109V108H128ZM132 109V108H131ZM146 109H148V108H146ZM153 110H154V108H152ZM219 109V108H218ZM217 109V110H218ZM223 109V108H222ZM222 109H220L219 111L221 112V110ZM240 109V108H239ZM261 109V108H260ZM101 110H103V109H101ZM106 110V109H105ZM111 110V109H110ZM163 110V112H166V111H164ZM174 110V109H173ZM248 110V109H247ZM35 111V110H34ZM38 111V110H37ZM40 111V110H39ZM68 111V110H67ZM100 111V110H99ZM113 111V110H112ZM129 111V110H128ZM158 111H160V110H158ZM158 111L156 112L157 114H158ZM167 111H169V110H167ZM172 111V110H171ZM225 111V110H224ZM231 111V110H230ZM235 111V110H234ZM242 111H243V109H242ZM246 111V110H245ZM245 111H243V112H245ZM251 112H252V110H250ZM249 110H248V112H250ZM256 111V110H255ZM259 111V110H258ZM84 112H85V110H84ZM155 112H154V114H155ZM161 112V111H160ZM223 112V111H222ZM227 112H229L228 110H227ZM236 112V111H235ZM234 112V113H235ZM239 112V111H238ZM243 112H240V113H243ZM38 113V112H37ZM89 113V112H88ZM147 113V112H146ZM232 113V112H231ZM246 113V112H245ZM40 114V113H39ZM86 114V113H85ZM153 114V113H152ZM157 114H156V116H157ZM161 114L162 113H160L159 114V117L161 116ZM164 114V113H163ZM162 114V115H163ZM227 114V113H226ZM225 114V115H226ZM250 114V113H249ZM256 114V113H255ZM35 116H36V112H35V114H34ZM48 115V114H47ZM77 115V114H76ZM97 115V114H96ZM141 115H143V114H141ZM229 115H231L230 114V112H229V114H228V116H227V118L229 117ZM238 115H239V113H238ZM242 114H240L239 116H241ZM34 116V117H35ZM46 116V115H45ZM94 116V115H93ZM126 116V115H125ZM140 116V115H139ZM153 116V115H152ZM234 116H236L235 114H234ZM234 116H232V117H230V120H228L227 122H220V124L218 125V126H216L217 127V130L219 131L220 130V132H221V130H227L228 128H230L233 124H232V119L234 118ZM242 116H244V115H242ZM240 117V118H244V117ZM33 117V118H34ZM91 117V116H90ZM129 117V116H128ZM150 117V116H149ZM159 117H157V118H159ZM237 117V116H236ZM246 117V116H245ZM254 117V116H253ZM32 118V119H33ZM43 118V117H42ZM48 118V117H47ZM125 118V117H124ZM124 118H123V120H124ZM127 118V117H126ZM140 118V117H139ZM142 118V117H141ZM148 119V115L147 116H143V119ZM156 118V117H155ZM207 125L205 126V127H207V126H209L208 124H211L212 125V123H210V122H212V119H210L209 117H208V115H207ZM239 118V117H238ZM249 118H251L250 116H249ZM35 119V118H34ZM83 119V118H82ZM81 119V120H82ZM86 119V118H85ZM130 119V118H129ZM150 119H152V117L150 118ZM225 119V118H224ZM248 119V118H247ZM40 120V119H39ZM141 120V119H140ZM211 120V121H210ZM34 121V120H33ZM84 121V120H83ZM43 122V121H42ZM49 122V121H48ZM47 122V123H48ZM54 122V121H53ZM72 122H74V121H72ZM128 122V121H127ZM35 123V122H34ZM47 123H43L44 125L45 124H47ZM55 123V122H54ZM82 123V122H81ZM85 123V122H84ZM120 123V122H119ZM214 123H215V121H214ZM213 123V124H214ZM217 123V122H216ZM215 123V124H216ZM219 123V122H218ZM255 123V124H254ZM37 124V123H36ZM52 125H53V123H51ZM56 124V123H55ZM55 124H54V126H55ZM76 124H78V123H76ZM76 124H74V125H76ZM121 124V123H120ZM125 124V123H124ZM32 125V124H31ZM31 125H30V127H31ZM34 125V124H33ZM44 125H42L41 126V124H40V128H39V125H36V126H33V127H31V129L30 130H27V132H26V130L22 133H19L18 135L16 134L15 136H17V138H19V140H18V142H20V141H22L24 138H26V137H28L29 138V141H32L33 142V144H34V141H39V143H41V141L43 142L44 140H42V139H44L43 137H44V135L45 134H48V133H51L50 131H51V128H48V127H51L52 125H50V126H48V124H47V126L48 127H46V128H48V129H43L42 130V128H43V126ZM63 125H64V123H63ZM73 125V124H72ZM80 125V124H79ZM234 125H236V124H234ZM241 125V124H240ZM239 125V126H240ZM38 126V127H37ZM88 126H90V125H88ZM183 126V125H182ZM181 126V127H182ZM29 127V126H28ZM27 127V128H28ZM75 127V126H74ZM102 127V126H101ZM186 127V126H185ZM184 127V128H185ZM213 127V126H212ZM215 127V126H214ZM251 127H252V129H254V128H261V130L259 131V132H257V133H259L258 135H259V138H258V142H255L256 144L255 145H257L256 147L254 146V144H252V147H251V145H249V143H248V145L247 144H240V142H239V140L242 138V140H244V139H246V140H248L247 138V136H249V134H248V132L247 131H249V129H251ZM54 128V127H53ZM59 127L57 126V129H58ZM61 128V127H60ZM87 128H89V127H87ZM103 128V127H102ZM50 129V130H49ZM210 129H211V127H210ZM251 129V130H252ZM63 130V129H62ZM71 130V129H70ZM97 130H98V127H97ZM119 130V129H118ZM214 130H215V128H214ZM217 130H215V131H217ZM20 131V130H19ZM22 131V130H21ZM65 131H66V129H65ZM83 131H84V127H83ZM90 131V130H89ZM100 131H103V129H101ZM213 131V130H212ZM217 131V132H218ZM233 131V130H232ZM254 131V130H253ZM54 132H55V130H54ZM58 132V131H57ZM57 132H55V133H57ZM75 132V131H74ZM82 132V131H81ZM88 132V131H87ZM86 132V133H87ZM94 132V131H93ZM96 132V131H95ZM111 132V131H110ZM216 132V133H217ZM229 132V131H228ZM250 132V131H249ZM44 134L43 135V137H42V135H39V134ZM63 133V132H62ZM67 133V132H66ZM85 133V134H86ZM88 133H90V132H88ZM87 133V134H88ZM98 133H99V131H98ZM214 133V132H213ZM235 133V132H234ZM71 134V133H70ZM75 134V133H74ZM91 134V133H90ZM179 134V133H178ZM253 134V133H252ZM252 134H250V136H252ZM255 134V133H254ZM13 135V134H12ZM12 135H11V137H12ZM49 135V134H48ZM64 135H66V134H64ZM63 135V136H64ZM69 135V134H68ZM214 135V134H213ZM212 135V136H213ZM227 135V134H226ZM230 135V134H229ZM14 136V135H13ZM51 136V135H50ZM58 136V135H57ZM62 135H60V137H61ZM83 136V135H82ZM91 136H92V134H91ZM210 136V135H209ZM212 136H210V137H212ZM221 136V135H220ZM254 136V135H253ZM22 137H24L23 139H22ZM48 137V136H47ZM57 138L56 136H53V137H51V138H53L54 140H55V138ZM65 137H67V136H65ZM81 137V136H80ZM214 137V136H213ZM10 138V137H9ZM20 138L22 139V140H20ZM27 138V139H28ZM49 138V137H48ZM62 138V137H61ZM61 138H59V139H61ZM69 138H71V137H69ZM76 138V137H75ZM78 138V137H77ZM92 138V137H91ZM217 138V137H216ZM219 138V137H218ZM255 138V137H254ZM15 141L16 140V138H11V139H9L10 140V142L11 141H13V140ZM64 139V138H63ZM66 139V138H65ZM74 139V138H73ZM84 139V138H83ZM107 139V138H106ZM227 139V138H226ZM259 139H260V141H259ZM8 140V141H9ZM45 140H46V143H48L49 141H51V140H47V138H45ZM68 140V139H67ZM72 140V139H71ZM80 140V139H79ZM99 140H101V139H99ZM242 140H240L241 142H242ZM251 140V139H250ZM24 141V140H23ZM25 141H27V140H25ZM29 141H27V142H29ZM48 141V142H47ZM85 142H86V138H85V140H84ZM211 140H209V142H210ZM17 142V141H16ZM36 142V143H37ZM57 142V141H56ZM89 142H90V140H89ZM94 142V141H93ZM228 142V141H227ZM24 143V142H23ZM30 144H32L31 142H29ZM29 143H27L28 145H29ZM43 143H45V141L43 142ZM43 143H42V145H43ZM52 143V142H51ZM60 143V142H59ZM83 143V142H82ZM92 143V142H91ZM99 143H101V142H99ZM103 143V142H102ZM243 143V142H242ZM26 144V146H25V143H24V148L25 147H29L28 145ZM66 144H67V142H66ZM85 144H87V143H84V145ZM93 144V143H92ZM106 144H107V142H106ZM209 144V143H208ZM19 145H21L22 146V142L19 144ZM39 145H41V144H39ZM69 145V144H68ZM83 145V144H82ZM90 145V144H89ZM34 146V145H33ZM32 146V147H33ZM36 146V145H35ZM37 146H38V144H37ZM36 146V147H37ZM229 146V145H228ZM31 147V146H30ZM219 148V147H218ZM227 149V148H226ZM217 150V149H216ZM254 150V151H255ZM227 151V150H226ZM233 151V150H232ZM253 151V152H254ZM252 152V153H253ZM231 153H233V152H231ZM236 153V154H237ZM204 154V153H203ZM209 154V153H208ZM260 155V154H259ZM262 156V155H261ZM207 157H209V156H207ZM244 157V158H243ZM222 158V157H221ZM243 158V159H242ZM248 158V157H247ZM259 158H261V157H258V159ZM206 159V158H205ZM203 161V160H202ZM262 161H264V159L262 160ZM211 162V163H212ZM206 163V162H205ZM210 163V162H209ZM264 164V163H263ZM183 165V164H182ZM207 165H208V162H207ZM191 166V165H190ZM206 166V165H205ZM213 166V165H212ZM214 166V167H215ZM264 166V165H263ZM180 167V166H179ZM188 167V166H187ZM211 168V167H209V170H210V168H211V170H213V169H215V168ZM181 168H183V167H181ZM195 169V168H194ZM250 169V168H249ZM188 170H189V168H188ZM196 170V169H195ZM218 171H220V169H218ZM246 171V170H245ZM248 171H250V170H248ZM247 171V172H248ZM182 172V171H181ZM213 172V171H212ZM216 171H214V173H215ZM251 172V171H250ZM257 172V171H256ZM170 173H172V172H170ZM211 173V172H210ZM222 173H223V171H222ZM249 173V172H248ZM252 173V172H251ZM255 173V172H254ZM175 173H173V175H174ZM181 174H183V172L181 173ZM258 174V173H257ZM214 175V174H213ZM212 175V176H213ZM244 175V176H245ZM250 175V174H249ZM215 176H216V174H215ZM174 177V176H173ZM215 178V177H214ZM240 178V179H239ZM191 180H193V179H191ZM259 181V180H258ZM178 183V182H177ZM182 184V183H181ZM217 184V185H218ZM237 184V185H236ZM185 185V184H184ZM189 185V184H188ZM216 186V188L218 187H220V186ZM233 185V186H232ZM249 185H251V186H249ZM194 187H195V185H194ZM197 188V187H196ZM169 190V189H168ZM178 190H180L179 188H178ZM178 190H176L175 191V189H174V191L173 192H169V191H167L166 192V195L167 196H169V197H171V196H173L172 198H174L175 200H176V198H175V193H177V192H179ZM194 190V188L192 187V188H189V191L190 192H192ZM231 190V189H230ZM161 191V190H160ZM234 191V190H233ZM226 192H228V191H226ZM236 192H237V190H236ZM195 193H196V191L194 192V193H192L191 194V196H193V194H194V196H196L195 195ZM217 193H215V196H217L216 195ZM236 194V193H235ZM164 195V194H163ZM162 195V196H163ZM165 195V196H166ZM236 196V195H235ZM164 197V196H163ZM217 198V197H216ZM258 198V199H257ZM250 199H251V201H250ZM221 203V202H220ZM220 203H217L216 201H215V205L213 204L212 206H211V208H210V210H207V211H209L208 212V214L207 215H213V216H215V219L217 220V217L220 215L219 214V209H220V207H221V205H220ZM149 211V210H148ZM148 211H146L144 214H145V221H150V220H154L153 218V213L151 212V213H149ZM204 211V210H203ZM232 215L230 216V217H228V218H218V219H220L219 220V226L217 227L218 228V230H219V233L220 234H226V232H227V230H229L230 229V227H231V224H230V222H231V220H233L234 222L236 221L237 222V220H241V215L239 216L238 215V212H237V209L235 208V207H232ZM230 211V212H231ZM256 212V213H257ZM139 215V214H138ZM137 215V216H138ZM139 217V216H138ZM243 219V218H242ZM144 221V222H145ZM232 221V222H233ZM142 220H140L139 222H138V226L140 225H142ZM153 222V221H152ZM199 223V222H198ZM196 224V223H195ZM194 224V225H195ZM201 224V223H200ZM203 224V223H202ZM198 225V224H197ZM255 226V228H257ZM192 227H195V226H192ZM234 227V226H233ZM264 227V226H263ZM232 228V227H231ZM155 229V228H154ZM167 229V228H166ZM170 230V229H169ZM173 230V229H172ZM186 230H188V229H186ZM178 232H179V230H177ZM172 232H174V231H172ZM180 232H181V229H180ZM157 233H158V231H157ZM162 233V232H161ZM170 233H171V231H170ZM175 233V232H174ZM186 235H188V236H192V240L194 239V242L195 243H199L201 240H202V238H203V234L202 235H200V234H198L197 232H195V231H186ZM218 233V232H217ZM181 234V233H180ZM163 235V234H162ZM161 235V236H162ZM161 236H159V237H161ZM164 236V235H163ZM162 236V237H163ZM178 236V235H177ZM176 236V237H177ZM158 237V236H157ZM186 237V236H185ZM154 238V237H153ZM184 238V237H183ZM157 239V242L159 241L160 242V239L158 240V238H156ZM162 240H163V238H161ZM204 239V238H203ZM149 240H150V242H151V239H147V241H145L144 242V244L143 245H140V247L137 245V247H138V249H136L135 251L133 250V252L132 251H130V247H127V249L129 250L127 253H125V255H124V253H123V258H122V260H123V264H133V263H136L137 261V258L139 257V252H140V250H145V247H143V246H147L148 245V243H149ZM184 240V239H183ZM189 240H190V238H189ZM235 240H238V239H235ZM234 240V241H235ZM132 241H134V240H132ZM166 241V240H165ZM164 241V242H165ZM162 242V241H161ZM160 242V243H161ZM163 242V243H164ZM185 242V241H184ZM131 244H133L134 245V243L133 242H131ZM162 244V243H161ZM165 244V243H164ZM163 244V245H164ZM189 244V243H188ZM200 244V243H199ZM260 244V243H259ZM153 245V244H152ZM151 245V246H152ZM154 245H156V244H154ZM182 245H183V243H182ZM203 245V244H202ZM202 245H200L201 247H202ZM258 245V244H257ZM256 245V248L257 247H259V245L257 246ZM149 246V247H148ZM147 247L148 248H150V244L148 245ZM261 246V245H260ZM263 246V245H262ZM153 247V249H154V246H152ZM159 247H160V244H159ZM165 247V246H164ZM163 247V248H164ZM200 247V248H201ZM205 247V246H204ZM156 248V247H155ZM158 248V247H157ZM169 248V247H168ZM184 248V247H183ZM189 248V247H188ZM255 248V249H256ZM263 248V247H262ZM127 249H125V250H127ZM192 249H193V247H192ZM260 249V248H259ZM258 249V250H259ZM142 250V251H143ZM149 250V249H148ZM154 250H156V249H154ZM158 250V249H157ZM171 250V249H170ZM258 250H256V251H258ZM264 250V249H263ZM162 251V250H161ZM177 250H176V248H175V250H174V252H176ZM200 251V253L198 254V257L200 258L202 255H203V251H205V249L203 248V249H201V250H199ZM125 252V251H124ZM153 252V251H152ZM157 252V251H156ZM167 252H168V250H167ZM173 252V251H172ZM178 252V251H177ZM185 252V251H184ZM264 252V251H263ZM141 253V252H140ZM143 253H145L144 251H143ZM143 253L141 254V258H143ZM169 253V252H168ZM149 254V253H148ZM151 254V253H150ZM161 254V253H160ZM176 254V253H175ZM156 256H157V254H155ZM227 255V254H226ZM169 256V255H168ZM172 256V255H171ZM264 256V255H263ZM159 257V256H158ZM156 258V257H155ZM174 258V257H173ZM202 258V257H201ZM162 259V258H161ZM139 260V259H138ZM193 260V259H192ZM153 261H154V259H153ZM157 261V260H156ZM172 261V260H171ZM260 261V260H259ZM258 261V262H259ZM264 261H262L261 263L262 264H264L263 263ZM140 264V263H139ZM150 264V263H149ZM151 264H153V263H151ZM155 264H158V263H156L155 262ZM175 264V263H174Z\"/></svg>",
    "mask_w": 264,
    "mask_h": 264
}]
</instances>
